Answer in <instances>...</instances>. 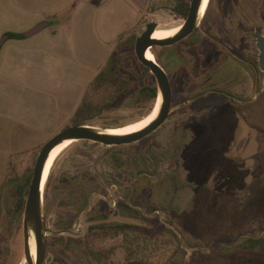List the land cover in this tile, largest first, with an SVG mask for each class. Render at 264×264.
<instances>
[{
  "label": "rangeland",
  "instance_id": "rangeland-1",
  "mask_svg": "<svg viewBox=\"0 0 264 264\" xmlns=\"http://www.w3.org/2000/svg\"><path fill=\"white\" fill-rule=\"evenodd\" d=\"M60 1L41 2L64 21L73 6ZM179 1L152 0L117 27L107 9L102 35L60 42L37 57L28 50L3 71L40 88L42 127L57 129L53 136L78 122L99 130L133 123L155 110L161 94L137 57L136 39L151 21L182 26L188 14L178 11ZM256 29L264 33V0H211L192 34L152 48L171 80V112L138 141L80 139L61 152L43 191L44 264H264V71ZM32 85L23 84L27 91ZM155 85L156 99L147 89ZM50 139L22 153L0 187V264H28L25 204Z\"/></svg>",
  "mask_w": 264,
  "mask_h": 264
},
{
  "label": "crops",
  "instance_id": "crops-1",
  "mask_svg": "<svg viewBox=\"0 0 264 264\" xmlns=\"http://www.w3.org/2000/svg\"><path fill=\"white\" fill-rule=\"evenodd\" d=\"M41 1L0 0V37L5 35L0 47V187L22 153L29 148L40 147L57 131L42 127L44 113L41 101L44 94L40 88L27 78L6 73L4 68L10 61L22 60L28 50L37 57V53L60 42L74 46L93 31L102 35L103 16L107 9L111 11L106 16L113 18V27H117L129 17L138 18L140 13L146 12L152 0H62L73 6L64 21H57V14L50 13L51 8L44 7ZM39 25H43L40 30L25 36ZM4 49L10 53L9 59L1 54ZM24 83L33 84L32 90L27 91ZM14 84L20 91L11 93L10 88Z\"/></svg>",
  "mask_w": 264,
  "mask_h": 264
},
{
  "label": "water",
  "instance_id": "water-1",
  "mask_svg": "<svg viewBox=\"0 0 264 264\" xmlns=\"http://www.w3.org/2000/svg\"><path fill=\"white\" fill-rule=\"evenodd\" d=\"M203 0H192L186 21L180 30L173 36L166 38H155L153 34L157 29V23H147L146 29L136 39L135 49L138 59L148 67L156 76L158 87L162 95V103L157 117L144 128L128 134H110L99 130L84 122H78L67 126L53 136L40 151L33 170V177L25 204L24 228H25V254L28 264H44L47 250L46 221L43 216V190L42 180L50 152L58 144L66 139H86L101 142L107 145H120L138 141L153 131L157 130L168 118L172 108V84L167 70L157 59H150L147 51L154 46L173 45L188 37L197 28L200 18V9ZM39 25L25 36L40 30ZM256 44L259 49V66L264 71V33L261 29L255 30ZM216 91H219L216 89ZM236 97L234 94H228ZM31 230L34 232L37 242V256L33 260L31 254L30 237Z\"/></svg>",
  "mask_w": 264,
  "mask_h": 264
},
{
  "label": "bare ground",
  "instance_id": "bare-ground-1",
  "mask_svg": "<svg viewBox=\"0 0 264 264\" xmlns=\"http://www.w3.org/2000/svg\"><path fill=\"white\" fill-rule=\"evenodd\" d=\"M208 0H203L202 5H201V9H200V17L204 16L205 11H206V6H207ZM181 26H179V28L177 27H173V28H169V29H157L155 30L153 37L155 38H166V37H170L175 35L179 30H180ZM157 31V32H156ZM160 35V36H156L155 35ZM152 48L148 49L147 51V56L150 59H157L155 57V55L153 56V54L151 53ZM162 103V95H159L158 98V102L156 105L155 110L146 115L145 117L141 118L138 121H135L133 123L127 124L125 126L122 127H118V128H108L106 130H104L105 133H110V134H128V133H132L135 131H138L142 128H144L145 126H147L151 121H153L158 113H159V109ZM75 141L74 139H66L65 141H63L62 143L58 144L56 147H54L52 149V151L50 152L49 158L47 160L46 166H45V170H44V174H43V180H42V190L44 191L45 188V182L47 179V175L53 165V162L55 160V158L57 157V155L67 147L68 144H70L71 142ZM30 245H31V254L33 257V260L36 259L37 256V242H36V238L35 235L33 234V231L31 230V237H30Z\"/></svg>",
  "mask_w": 264,
  "mask_h": 264
},
{
  "label": "trees",
  "instance_id": "trees-1",
  "mask_svg": "<svg viewBox=\"0 0 264 264\" xmlns=\"http://www.w3.org/2000/svg\"><path fill=\"white\" fill-rule=\"evenodd\" d=\"M176 7H177L179 12L188 14L190 5L187 4V2L185 0H180ZM163 47H165V46H163ZM147 89L151 91L152 98L156 99L158 97V87L156 85L153 87H147ZM24 203H25V199L22 197L18 202V207L19 208L23 207ZM123 226L126 227L129 225L125 224Z\"/></svg>",
  "mask_w": 264,
  "mask_h": 264
},
{
  "label": "flooded vegetation",
  "instance_id": "flooded-vegetation-1",
  "mask_svg": "<svg viewBox=\"0 0 264 264\" xmlns=\"http://www.w3.org/2000/svg\"><path fill=\"white\" fill-rule=\"evenodd\" d=\"M210 1H211V0H208L207 6H206V10H207V8H208V5H209ZM205 13H206V11H205ZM175 27L179 28V26H175ZM158 29H162V28H158ZM158 29H157V31H158ZM157 31H156V32H157ZM155 35H156V33H155ZM156 36H160V35H156ZM151 53L153 54V56L155 55L153 49L151 50ZM155 57H156V55H155ZM111 128H118V127H111ZM73 142H74V141H73ZM73 142H71L70 144H68L67 147H68L69 145H71ZM63 150H64V149H63ZM63 150H62V151H63ZM62 151H61V152H62ZM61 152H60V153L57 155V157L55 158V160H54V162H53V165H54L55 161L57 160V158L59 157V155L61 154ZM53 165H52V167H53ZM52 167H51V169H50V171H49V173H48V175H47V179H46V182H45V186H46L47 181H48V178H49V176H50V173H51Z\"/></svg>",
  "mask_w": 264,
  "mask_h": 264
}]
</instances>
